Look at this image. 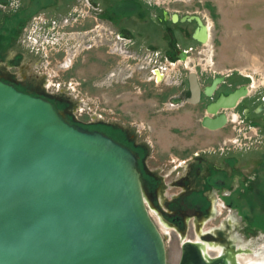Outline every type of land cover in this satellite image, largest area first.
<instances>
[{
    "label": "flooded vegetation",
    "instance_id": "flooded-vegetation-1",
    "mask_svg": "<svg viewBox=\"0 0 264 264\" xmlns=\"http://www.w3.org/2000/svg\"><path fill=\"white\" fill-rule=\"evenodd\" d=\"M11 3L12 0H0L3 12L12 17L11 30L0 32V80L19 91L50 101L58 110L63 101L69 102L71 110L63 111L67 122L77 128L100 132L133 152L149 200L179 237L181 233L186 234L189 227L197 237L203 234L206 215L215 214L213 207L216 203L221 202L222 208L230 211L233 199L229 188L244 182L229 178V167H236V161L229 156L239 153L241 157V153L249 149L245 119L250 112L256 116L264 114V103L246 104L247 98H251L248 96L250 86L236 84L228 91L225 82L231 75L220 74L205 63L210 27L203 19L198 15L169 14L162 7V0L137 4L142 6L138 20L131 19L134 9L137 10L133 4L129 8L117 1L110 4H105L104 0H95L93 4L71 3L62 6L61 10L52 9L53 4L48 0L43 5L35 2L12 6ZM79 7L88 12L87 18L78 13L82 10ZM40 8H47L48 13L55 14L41 16ZM203 35L204 41L197 38ZM76 64L93 66L95 74L78 79L72 77L70 73ZM49 65L56 67V72L68 73L65 75L68 77H63L65 80L62 78L65 84H59L62 79L57 80V74L55 87H47ZM193 78L199 87L198 93L191 88ZM72 88L78 92L77 97L83 94L80 96L83 102L89 100L87 88L96 91L94 102L100 111H104L105 106L120 108L125 104L135 116L138 107L146 105V110H150L153 116L147 119L146 112L143 117L153 126L155 135L170 128L171 133L163 131L166 136L186 128L189 135L192 128L199 126L205 130V136L218 135L220 142L226 139V143L223 142L225 147L217 141L213 147L192 152L182 160L175 161L166 156L161 158L160 173H154L149 167L151 146L142 136L151 127L131 118L127 120L133 121L124 123L116 118L105 119L102 113L95 121L91 117L84 120L82 114H77L78 119L72 112L73 103L77 101L68 100V94L63 92ZM155 116L157 118L153 119ZM228 127L233 133L226 137L223 132ZM249 129L256 130L254 136L258 137L256 127ZM252 140L262 143L258 138L249 137V141ZM167 190H176V193L167 197ZM188 208L194 211V215L188 213ZM225 224L228 225L226 221ZM255 229H250L247 234L243 224L226 238L218 235L215 240L197 239V242L207 256L208 250L220 252L223 247L230 248L229 254H235L239 263L244 258L243 264H264V257L260 256L262 250L254 251L244 244L247 235L259 236V229ZM204 236L210 237L211 234ZM252 255L255 257L245 260Z\"/></svg>",
    "mask_w": 264,
    "mask_h": 264
},
{
    "label": "water",
    "instance_id": "water-1",
    "mask_svg": "<svg viewBox=\"0 0 264 264\" xmlns=\"http://www.w3.org/2000/svg\"><path fill=\"white\" fill-rule=\"evenodd\" d=\"M137 162L0 80V264H167ZM181 236L179 264H240L230 248L211 257Z\"/></svg>",
    "mask_w": 264,
    "mask_h": 264
},
{
    "label": "rangeland",
    "instance_id": "rangeland-1",
    "mask_svg": "<svg viewBox=\"0 0 264 264\" xmlns=\"http://www.w3.org/2000/svg\"><path fill=\"white\" fill-rule=\"evenodd\" d=\"M48 1H51L53 4L52 9L58 8L59 10L62 9V6L71 3H76L78 5L89 3L93 4V2L95 3V0ZM115 1H117L120 5H128L129 8V5L133 4L134 8H137V10L134 9L133 12L135 13L131 19L138 20L140 19L142 13V6H139L142 5V1L150 3L153 0H133L132 3H128L127 0H104L105 4H110ZM162 1L164 3L162 7L165 8L167 13L172 14L176 12L178 15L182 16L198 15L201 19H203L204 23L210 27V42L208 48L206 49L208 56L205 63L209 64L220 74L231 75V77H228L225 82V84L229 87L228 91L236 87V84H246L247 86H250L248 90L250 94L248 96L251 98H247L245 103L247 104L249 102L252 104L251 106L258 104L260 101L264 103V0ZM35 2L39 5H43L46 4L47 0H12L11 5L14 6L19 3L29 5L30 3ZM79 9L82 10H79L78 13L86 17L88 12L84 10V8L79 7ZM40 10H42L39 11L41 16L42 14H55V12L48 13L47 8H45V10L40 8ZM7 13L8 12L5 13V11L3 12L0 7V32H2L1 30H4L5 32L11 30L12 17L9 18L6 15ZM199 49L201 50L203 48ZM53 69L55 70L54 73ZM56 70V67L52 68V66L49 65L46 71L47 74H50V76L48 75L46 79L47 87L54 88V84H57V80L62 79L63 77H68L65 76L67 72H56ZM94 70L95 68L93 66L83 67L81 64H76L70 75L77 79L83 76L89 77L86 74L94 75ZM57 74H59L58 79L56 78ZM63 79L65 80V78ZM63 79L59 84H65ZM60 88H63V86ZM87 90L88 91H86V93L89 100L85 102L81 101L82 97L80 96H83V94H80V96L77 97L78 92L73 90V88L70 91H63L68 94V100L70 98L77 101L73 103L74 105L72 106L73 115L77 116V114H82L84 116V120H86L87 117H91V120L95 121L97 118L96 116L102 113L105 119L111 120L116 118L118 122L122 123L125 121L135 120L139 121V124H144L146 127L150 126L151 129L147 132V134L142 133V136L151 146L148 155L149 167L154 173H160V164L164 157L169 156L175 161L178 159L182 160L184 157L190 156L192 152L196 153L205 147H213L218 139H220V136L218 135H214V137H211L210 135H203L205 130L201 129L199 126L194 129L192 128L193 132L189 135H187V128L181 131L175 130L177 134H172V136H166V133H164H171V128L169 130H163L164 132L158 131L155 135L153 126L146 120V118L152 119L150 116H153L151 115L152 113L150 114V110H146V105L138 107L137 114H135L136 117L133 116L134 111L132 112L125 104L120 108L112 105L105 106L104 111H100L96 106L97 104L94 102V97L97 95L96 91H93L90 88H87ZM59 109L61 111H70L71 104L63 101L62 104H60ZM146 112L147 114L145 118L143 115ZM129 113L132 114L133 117ZM251 113L252 112H250L248 117L245 119V137L249 149L247 152H242L241 157L238 156L239 153H233L229 156V158L232 157L236 161V167H229V178L235 181L241 180V182L244 183L237 184V182H235L238 187L235 185V187L229 188L232 192L231 198L233 199L232 203L234 205H232L230 211L222 208V204L219 202L214 205L216 209L213 207L215 214L212 212L206 215L207 219L204 222L203 234H211V236H204L202 234L203 236L200 237V240H215L218 235L226 238L227 234H234L237 227L244 224L247 234L251 231L250 229L254 228H257L259 229L258 231H260V234L257 233L259 236L251 235V237L250 235H247V239L244 244L251 247L254 251L261 249L262 253L260 256L264 257V114L256 116L253 113L250 115ZM124 117L127 118L124 119ZM128 118L133 120H127ZM156 118L157 117L155 116L153 119ZM199 118L200 116L198 119ZM78 119H80V117H78ZM250 127L257 128L259 132L258 137L254 136L256 130L252 131L249 129ZM224 132L227 134L225 135ZM224 132L223 135L227 137L232 135L233 130L231 127H228L224 130ZM249 137H253V139L258 138V140H262V143H256L255 140L254 142L253 140L249 141ZM218 142H220V140ZM223 142L226 143V139L221 140L220 146L225 147ZM242 185L244 186L242 187ZM175 193L176 190L166 191L167 197ZM146 206L156 227L166 237L165 247L167 264H179L181 256V239L178 235L179 233L169 227V225L162 219L161 215L158 213V209L156 208L157 206L154 203L147 202ZM183 210H186L185 207ZM188 213L194 215V211H191L190 208H188ZM226 219H228V221ZM225 221L228 225L225 224ZM214 230L218 234H215ZM181 237H184L186 241H197V239H199V237L192 232L190 227L189 231ZM218 253L219 251L216 249L208 250L207 252V254L211 257L218 255ZM254 257V255H252V257L247 256L245 260H250ZM243 260L244 258H241L240 263L243 264Z\"/></svg>",
    "mask_w": 264,
    "mask_h": 264
}]
</instances>
